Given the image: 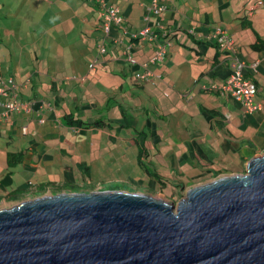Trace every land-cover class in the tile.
<instances>
[{
  "label": "crops",
  "instance_id": "obj_1",
  "mask_svg": "<svg viewBox=\"0 0 264 264\" xmlns=\"http://www.w3.org/2000/svg\"><path fill=\"white\" fill-rule=\"evenodd\" d=\"M7 1L0 5L2 18L7 15L3 19L10 22L0 21V88L15 84L0 96V152L4 173L11 172L7 200L19 199L9 193L12 169L22 165L36 170L37 177V168L51 167L55 157L70 162L67 169L74 164L89 171L87 162L97 161L91 158L97 151L121 168L134 164L142 172L125 181L136 191L181 198L196 186L244 174L251 158L264 155V50L252 47L264 38L247 34L253 20L246 15L223 19L230 6L226 0H157L166 8L158 21L170 32L167 54L154 64L157 42L129 37L154 26L151 0H100L125 19L107 37L100 31L97 0ZM212 7L218 8L220 21ZM216 29L225 32L235 53L217 45ZM25 37L33 38L31 43H23ZM102 43L104 55L98 53ZM127 50L135 67L125 58ZM234 58L244 64V80L257 88L260 110L254 113L217 91L231 76ZM135 74L143 78L136 80ZM12 103L18 111L4 108ZM17 136L18 146L9 150ZM8 154L22 158L8 168ZM76 178L70 173L55 184L76 183ZM52 179L18 190L45 195Z\"/></svg>",
  "mask_w": 264,
  "mask_h": 264
},
{
  "label": "water",
  "instance_id": "obj_2",
  "mask_svg": "<svg viewBox=\"0 0 264 264\" xmlns=\"http://www.w3.org/2000/svg\"><path fill=\"white\" fill-rule=\"evenodd\" d=\"M0 264H264V155L175 204L98 191L0 210Z\"/></svg>",
  "mask_w": 264,
  "mask_h": 264
},
{
  "label": "rangeland",
  "instance_id": "obj_3",
  "mask_svg": "<svg viewBox=\"0 0 264 264\" xmlns=\"http://www.w3.org/2000/svg\"><path fill=\"white\" fill-rule=\"evenodd\" d=\"M4 1H7V0H0V5ZM151 1H152L151 2L152 6L154 5V3H156L157 7L163 8L164 9L163 11L166 10V8L163 5H160L157 0H151ZM226 1L227 3L230 4V6L226 7L227 9L223 13V19H226L228 14H232L233 18H240V19H242V17L246 15L249 17V19L251 18L253 20L252 30L248 31L247 34L251 36L253 35L251 34V31H254V33L257 34L259 37L264 38V0H231V2H228V0ZM243 7H246L247 11L246 9L240 10ZM163 11L161 13H164ZM27 12H29V9L27 10ZM212 13H214V17L216 21H220V15L218 12V8L212 7ZM6 16L7 15H5L4 17ZM3 18H2V14L0 10V21L2 22L4 26H8L10 22L7 20H4ZM17 19L18 18L15 14L13 16L12 27H15V22L17 21ZM164 31L167 32L166 33L167 35H168V32H170L166 30ZM161 36L164 37V33H162ZM1 39H2V33L0 34V42H2ZM4 39H7V38L4 36ZM24 39L25 40L23 43L29 44L31 43V39L33 38L25 37ZM46 40L47 39L43 40L42 44H44ZM165 43L169 44L167 41L165 42L161 40L157 42V46L164 45ZM175 44H176L175 40H173L172 42L170 41V46L173 47ZM18 138L19 136H17V139H15L16 142L12 143L9 146V150L12 149L11 147L15 148L18 146V141H19ZM80 152L81 151L78 150V153ZM70 153L72 155L77 156L75 152L70 151ZM93 154L94 156H91V158H96L97 161L95 162L86 161L88 163L87 169H89V171L88 170L86 171V169L80 170L79 167L75 168L74 164L71 165L72 168L67 169L70 166V162H67V161L58 162L56 161V157L51 167L47 169L37 168V173H38L37 177H35L36 170L28 171L22 165H19L16 168L12 169L14 185L10 188L9 193H12L13 197H17L19 199L15 201L7 200L6 198L8 197V195L4 196V194H6L5 193L6 190L3 191V189L0 188L1 190L0 199L3 198L2 200H0V210H8L14 206L19 205L22 202L32 201L40 197L55 196L61 193H82V194L86 193L88 194L90 192H98V191H124V192L142 194V192H140L139 189H137L136 191L135 188H133L132 186L128 185L125 182L128 179L140 177V175L142 174V172L134 164L132 165L131 168L130 167L121 168L117 162H114L111 160L108 161L105 158H100L97 151H95ZM50 155H53V153H51ZM64 163H65V166H64ZM5 165H6L5 164V154L0 152V177L2 174L5 176V173H4ZM70 173L77 176L76 183L69 182L67 185H63V184H59L58 186L56 185L58 184L56 181L61 182L60 180L65 179V177H68ZM45 174H47V176H41ZM141 176H143V174ZM25 177H30L31 179L26 180L24 179ZM44 177L53 178L49 182V185L47 189L45 190L46 192L45 195H41V193L43 192L40 190H35V191L31 190L32 188H30L29 190L19 188L18 190L19 185L21 187H26L29 185H34L35 183L44 182L43 180H41ZM119 179H124V181L119 180ZM143 194L145 193L143 192ZM183 194L185 193L183 192ZM36 195H41V196L35 197ZM145 195H148V194H145ZM149 196L155 198V196H152V194H149ZM155 199L162 200L167 203H173V202H177L180 198H178L177 196H175L174 198H172V196H168L167 198L156 197Z\"/></svg>",
  "mask_w": 264,
  "mask_h": 264
},
{
  "label": "built area",
  "instance_id": "obj_4",
  "mask_svg": "<svg viewBox=\"0 0 264 264\" xmlns=\"http://www.w3.org/2000/svg\"><path fill=\"white\" fill-rule=\"evenodd\" d=\"M150 14L154 18H156V22L153 27H146L142 31L138 32L137 34H132L131 38L136 39H148L150 43L153 42H159L158 40V34L164 33V37H167V32H165V28L162 26V24L158 21V16L161 14V12L164 10L161 7H157L156 3H154L153 6H150L149 8ZM164 12V11H163ZM146 20L149 21V18L147 17ZM124 22L123 17L120 15L119 10L114 7H107L102 4L101 7V29L104 36H108L110 34V31L113 27H121ZM169 33V32H168ZM217 36V45L226 51H230L231 53H235V50L233 48V45L231 41L229 40L228 36L225 34V32L221 29H216L215 31ZM169 47V44L165 43L164 45L156 46L154 55L150 59V63L154 64L156 62L162 61L164 56L166 55L167 49ZM100 54L105 53V49L103 46L99 47ZM128 62L134 66L135 63L131 61L130 57H128ZM230 68L232 70L231 76L226 80L224 85L218 89L217 91L220 92L223 95H230L236 102L240 104L242 109L245 113H254L258 110H260L259 104L256 102V95H257V89L256 86L252 81L244 80L242 77V71L244 69V64L241 63L238 59L234 58L232 59ZM149 76V74H147ZM135 78L138 80L142 79L143 76L141 74H136ZM11 84L10 87H14L11 81H9ZM5 88H8L7 86H3L0 88V96L5 97L6 92ZM1 107V105H0ZM4 108L8 112L18 111L19 105L12 103L7 104L4 106Z\"/></svg>",
  "mask_w": 264,
  "mask_h": 264
},
{
  "label": "trees",
  "instance_id": "obj_5",
  "mask_svg": "<svg viewBox=\"0 0 264 264\" xmlns=\"http://www.w3.org/2000/svg\"><path fill=\"white\" fill-rule=\"evenodd\" d=\"M84 1H89V0H84ZM114 28H112V30H113ZM137 34V33H136ZM131 36H132V34L129 36L130 38H131ZM160 37V36H159ZM132 39V38H131ZM140 40V38H136V39H132V41H139ZM258 43L259 44H254L252 47L254 48V50L256 49V50H264V42H262V41H258ZM126 52V54H124L125 55V58L126 59H128V57H130L129 56V52H128V50L127 51H125ZM128 62V61H127ZM130 64V63H129ZM136 65H134V67H135ZM136 76V74L134 75V77ZM99 123L100 122H96V124L97 125H99ZM19 158H22V154H8V156H7V165H9L8 166V168H11V164H13V165H15L16 163H18V161H20V160H18ZM10 175H11V172H7L6 174H5V177H4V179L2 180V181H0V188L1 189H3V190H6L5 188H7V187H9L10 186V183H11V177H10ZM3 184H6V185H3ZM163 184V183H162ZM175 192V191H174ZM173 192V193H174ZM11 195H13L12 193H10Z\"/></svg>",
  "mask_w": 264,
  "mask_h": 264
},
{
  "label": "clouds",
  "instance_id": "obj_6",
  "mask_svg": "<svg viewBox=\"0 0 264 264\" xmlns=\"http://www.w3.org/2000/svg\"><path fill=\"white\" fill-rule=\"evenodd\" d=\"M97 2H98V5H99V7H100V8H99V14H100V31H101V33H102V29H101V7H102V4L105 5V6H107V7H112V6H108V5H106V4H104L103 2H101L100 0H97ZM114 8H116V7H114ZM120 15H121V14H120ZM121 16H122V15H121ZM122 17H123V16H122ZM123 19H124V17H123ZM124 20H125V19H124ZM121 27H122V26H121ZM121 27H113V28L119 30V29H121ZM111 31H112V29H111ZM111 31H110V32H111ZM102 34H103V33H102ZM103 36H104V34H103ZM159 36H160V34H158V37H159ZM104 37H106V36H104ZM160 37H161V36H160ZM161 39H163V41L166 42L167 37H165V38H162V37H161ZM103 40H104V39H103ZM100 46H103V48L105 49V45H104L103 43H102V45L100 44L99 47H100ZM156 46H157V45H156ZM156 46L154 47V52H155ZM99 47H98V53L100 54V52H99ZM168 48H169V47H168ZM104 54H105V53H104ZM104 54H103V55H104ZM166 54H167V52H166ZM101 55H102V54H101ZM153 55H154V53H153ZM165 56H166V55H165ZM165 56H164V57H165ZM151 58H152V57H151ZM130 59H131V58H130ZM163 59H164V58H163ZM163 59H162V60H163ZM127 61H128V60H127ZM131 61H132V59H131ZM160 62H161V61H160ZM128 63H129V62H128ZM135 65H136V64H135ZM91 66L93 67V64H92ZM132 67H133V66H132ZM135 79H136V78H135ZM136 80H137V79H136ZM11 83L13 84V86H15V84L13 83V81H11ZM254 85H255V84H254ZM3 86H7V87H8L7 89L12 88V87H10V86H11L10 83H8V84H7V83H6V84H3ZM3 86H2V87H3ZM2 87H1V88H2ZM256 89H257V88H256ZM256 96H257V95H256ZM256 102H257V101H256ZM184 193H185V192H184ZM40 198H41V197H40ZM181 198H182V197H181ZM181 198H180V199H181ZM180 199H179V200H180ZM175 203H176V202H173V203H170V204H175Z\"/></svg>",
  "mask_w": 264,
  "mask_h": 264
}]
</instances>
